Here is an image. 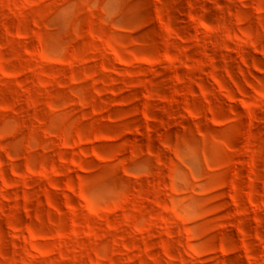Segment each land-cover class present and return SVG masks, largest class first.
<instances>
[{
	"label": "rangeland",
	"instance_id": "obj_1",
	"mask_svg": "<svg viewBox=\"0 0 264 264\" xmlns=\"http://www.w3.org/2000/svg\"><path fill=\"white\" fill-rule=\"evenodd\" d=\"M0 264H264V0H0Z\"/></svg>",
	"mask_w": 264,
	"mask_h": 264
}]
</instances>
